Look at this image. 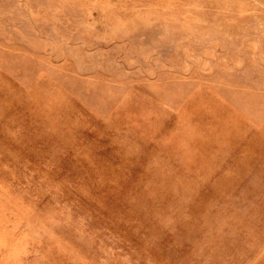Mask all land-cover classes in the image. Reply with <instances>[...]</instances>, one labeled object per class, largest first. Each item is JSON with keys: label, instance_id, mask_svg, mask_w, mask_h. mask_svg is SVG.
<instances>
[{"label": "rangeland", "instance_id": "obj_1", "mask_svg": "<svg viewBox=\"0 0 264 264\" xmlns=\"http://www.w3.org/2000/svg\"><path fill=\"white\" fill-rule=\"evenodd\" d=\"M0 264H264V0H0Z\"/></svg>", "mask_w": 264, "mask_h": 264}]
</instances>
